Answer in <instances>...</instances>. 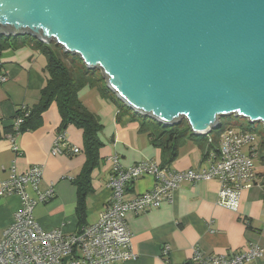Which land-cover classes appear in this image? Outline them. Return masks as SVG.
Instances as JSON below:
<instances>
[{
	"label": "crops",
	"instance_id": "0c3cea01",
	"mask_svg": "<svg viewBox=\"0 0 264 264\" xmlns=\"http://www.w3.org/2000/svg\"><path fill=\"white\" fill-rule=\"evenodd\" d=\"M46 65V56L32 39L11 40L6 48L0 49V74L8 77L6 81L0 80V184L8 178L13 165L19 172L34 165L44 167L40 188L44 190L53 185L55 190L51 200L38 203L33 210L44 230L62 228L74 233L99 219L111 200L107 183L113 155H118L125 167L154 160L163 167L186 170L207 167L218 153L219 139L211 143L210 138L215 137L212 133L202 138L190 136L181 144L176 157L164 163L162 150L141 130V118L124 107L119 116L120 109L114 102L104 98L97 87L85 86L80 98L101 120L99 136L103 145L99 165L91 175L93 191L86 196L81 215L79 189L74 180L87 160L83 130L75 125L61 129L62 117L58 106L53 104L43 112L40 126L17 135L18 151L13 149L9 138L17 111L39 103L46 83ZM62 132L69 148H64L61 154H53L54 142ZM75 147L77 153L73 152ZM256 165L255 181L242 191L238 211L218 203L220 183L211 179L195 183L183 181L173 200L163 201L138 214L127 213L136 257L112 264H214L197 260L195 250L209 257L232 256L251 244L264 249V175L261 174L264 170ZM155 182L151 175L136 179L126 188V198L151 190ZM28 191L35 197L31 188ZM21 206L17 194L0 196V237ZM245 264H264V253Z\"/></svg>",
	"mask_w": 264,
	"mask_h": 264
},
{
	"label": "water",
	"instance_id": "95a60500",
	"mask_svg": "<svg viewBox=\"0 0 264 264\" xmlns=\"http://www.w3.org/2000/svg\"><path fill=\"white\" fill-rule=\"evenodd\" d=\"M78 55L126 106L209 135L264 125V0H0V37Z\"/></svg>",
	"mask_w": 264,
	"mask_h": 264
},
{
	"label": "built area",
	"instance_id": "2783aa9c",
	"mask_svg": "<svg viewBox=\"0 0 264 264\" xmlns=\"http://www.w3.org/2000/svg\"><path fill=\"white\" fill-rule=\"evenodd\" d=\"M7 75L0 74L6 81ZM27 106H23L25 116ZM24 116L14 119V131L9 138L13 149L20 133ZM257 132L247 129L226 127L219 139L218 153L210 165L186 170L163 167L154 160L140 161L128 167L123 166L118 155L111 156L112 167L108 180L111 200L100 213L99 219L74 233L62 228L44 230L33 215L34 207L47 202L55 195L53 185L41 189L44 167L34 165L25 172L12 166L7 179L0 184V196L17 194L22 206L15 213L14 221L0 237V264H112L135 258L132 248V232L126 215L135 214L159 206L163 201L173 200L175 192L183 181L195 183L201 180H218L220 183L218 203L233 211H238L242 191L250 187L256 178ZM212 138H210V141ZM69 148L65 132L59 134L53 146V154H61ZM248 148V151H245ZM73 152H78L74 148ZM151 175L155 185L132 198H126V188L136 179ZM35 193L32 197L28 191ZM168 250H165L167 253ZM264 249L251 244L247 249L232 256H204L197 249L195 258L201 262L214 264H245L262 256Z\"/></svg>",
	"mask_w": 264,
	"mask_h": 264
},
{
	"label": "trees",
	"instance_id": "16d2710c",
	"mask_svg": "<svg viewBox=\"0 0 264 264\" xmlns=\"http://www.w3.org/2000/svg\"><path fill=\"white\" fill-rule=\"evenodd\" d=\"M23 37L32 39L34 45L46 56V83L42 88L39 103L31 108L27 106V116L22 109L18 110L15 118L24 116L20 132L26 129H35L42 123L43 112L56 104L62 117L61 129L75 125L83 130L87 160L80 175L74 180L79 189L78 210L82 215L85 209L86 196L90 191H93L91 175L99 165L100 149L103 142L99 136L102 130L101 120L83 103L80 98V91L85 86L97 87L104 98L118 106L120 109L119 116L121 109L126 106L109 87L102 85L101 79L98 77V70L88 68L78 55L64 51L55 42L46 43L29 35ZM23 37H0V49L6 48L11 40L16 41ZM135 116L141 118V130L148 133L150 142L162 150L165 157L164 163L171 162L176 157L179 147L187 137L196 136L192 133L185 119L178 124L167 126L139 113H136ZM222 118L221 126L215 130V137L212 138L211 143L220 139L223 130L226 128L223 127ZM12 126L13 132L14 123ZM257 134L258 156L264 161V134ZM203 136L198 137L202 138ZM261 174L264 175V172Z\"/></svg>",
	"mask_w": 264,
	"mask_h": 264
},
{
	"label": "rangeland",
	"instance_id": "374dc122",
	"mask_svg": "<svg viewBox=\"0 0 264 264\" xmlns=\"http://www.w3.org/2000/svg\"><path fill=\"white\" fill-rule=\"evenodd\" d=\"M98 77L101 79L102 85L105 87H108L106 84V81L100 76L98 73ZM222 124L223 127H233L234 129H247V130H253L259 134H264V125L261 122H251L249 119L236 116V115H229V116H224L222 118ZM215 132V131H214ZM212 133L215 135V133ZM245 151H248V148H245ZM262 152V151H261ZM254 161L258 166L261 167V169L264 170V161L261 160V158L257 155L254 157Z\"/></svg>",
	"mask_w": 264,
	"mask_h": 264
}]
</instances>
